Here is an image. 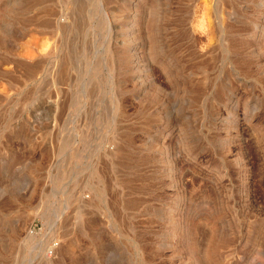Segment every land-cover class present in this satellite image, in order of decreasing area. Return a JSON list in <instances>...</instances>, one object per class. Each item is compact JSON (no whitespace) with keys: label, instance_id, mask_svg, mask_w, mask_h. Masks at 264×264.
<instances>
[{"label":"rangeland","instance_id":"374dc122","mask_svg":"<svg viewBox=\"0 0 264 264\" xmlns=\"http://www.w3.org/2000/svg\"><path fill=\"white\" fill-rule=\"evenodd\" d=\"M0 264H264V0H0Z\"/></svg>","mask_w":264,"mask_h":264},{"label":"bare ground","instance_id":"6f19581e","mask_svg":"<svg viewBox=\"0 0 264 264\" xmlns=\"http://www.w3.org/2000/svg\"><path fill=\"white\" fill-rule=\"evenodd\" d=\"M138 15V14H137ZM60 25V24H59Z\"/></svg>","mask_w":264,"mask_h":264}]
</instances>
